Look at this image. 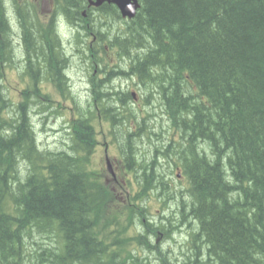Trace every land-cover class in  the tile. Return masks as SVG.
<instances>
[{
  "label": "trees",
  "instance_id": "trees-1",
  "mask_svg": "<svg viewBox=\"0 0 264 264\" xmlns=\"http://www.w3.org/2000/svg\"><path fill=\"white\" fill-rule=\"evenodd\" d=\"M58 2L68 22L90 36L82 17L86 1ZM139 3L129 21L106 6L104 14H112L123 28L113 35L101 22L94 31L99 44L107 41L130 61L127 76L159 88L170 127L180 134L179 141L161 139L155 153L180 161L189 181L188 201L181 200L178 207L180 220L175 225L168 220L167 231L163 221L147 218L143 199L157 187L166 190L164 174L158 177L142 165L145 179L139 191L122 200L87 170L97 144L94 120L103 116L110 121V134L119 144L115 127L129 112V97L117 99V107L94 98L72 121L67 150L54 153L39 148L31 119V103L44 105L41 90L34 88L32 95L25 91L16 114L9 117L0 83V264H150L136 255L137 248L156 250L162 258L150 238L159 239L166 231L165 237L172 238L188 225L187 218L198 229L190 234L192 255L185 264H264V0ZM21 23L30 68L40 71L45 63L58 74L56 84L64 92L68 83L59 78L60 63L67 61L60 41L47 39L42 27L33 33L25 17ZM11 50L0 0V68L12 62ZM132 140L129 135V152L121 149L130 166L137 165ZM135 226L143 232L128 235ZM36 234L50 242H34L32 254L28 242L36 241Z\"/></svg>",
  "mask_w": 264,
  "mask_h": 264
},
{
  "label": "rangeland",
  "instance_id": "rangeland-1",
  "mask_svg": "<svg viewBox=\"0 0 264 264\" xmlns=\"http://www.w3.org/2000/svg\"><path fill=\"white\" fill-rule=\"evenodd\" d=\"M52 4L53 2L50 4V6ZM8 8L13 11L12 13H14L16 6L9 3ZM101 14L102 11H96V13H94L93 15V19H95L98 26L102 22V27L104 30L108 29L114 35V33H117L119 29L123 28V23L114 20L112 14ZM64 20H61L60 33L63 32L62 38L64 42V50L70 59V86L66 87L65 90L71 91V97L70 99H68L58 95L57 89H55V87L51 83L43 82L40 83L39 86L41 87V90L43 92L49 93L52 101L47 104L45 102L46 99L43 97L39 100L44 105L31 103L30 106L31 119L39 148L42 151L46 150L54 153L67 150V148L71 144V122L76 118L77 114H79L78 108L80 114L82 113V111L85 112L90 107L91 101L89 99L87 90H85L87 88V85L85 84L86 77L81 74L83 73L84 68L81 71L77 68L78 66H82L88 63L83 54L84 48L83 46L81 48V46H79V43L74 38H72V30H70L65 25V22L63 23ZM102 27L100 28L102 29ZM16 46L17 55L19 58H21L23 48L17 44ZM79 48L81 49V52L83 51L82 53H77ZM102 57L105 59L104 64L102 65V68L105 72L103 74L99 71L97 76H105L106 72L108 70H111L112 68L118 69L119 67L117 66L112 67L115 65H121L122 67L120 66V69L123 71H126V69L130 67V61L122 58L119 59V56L117 59V57L114 55L113 61L111 60L110 54L103 53ZM118 61L119 64H117ZM23 72L24 67L22 65L17 69H8L7 72H5V79L3 81L5 89L4 91L6 97L13 104L12 107L8 109L7 116L9 117L14 115V112L16 114L15 105L25 99L26 96L22 95V92L24 90H29L30 92L28 94L30 95L33 94L31 93L33 82L31 81L29 76H26L25 74L23 75ZM121 76L122 77H118L114 80L122 81L123 86L128 85L131 79L128 77H124L125 75ZM141 87L145 88L143 85H141ZM148 88L151 92H154L155 88ZM113 89L117 91V89H115L114 87ZM149 89L142 91L143 94H139L141 96V99L137 101H134L133 99L130 101L128 100L125 109L129 110V112H124L122 123H118L119 125L115 127L117 140L120 141L119 145L117 143H112L115 141L114 137L110 135V132L108 131L109 127L104 126L102 123H95V128L97 130L96 139L98 140L99 145L94 147L95 150L90 155L89 162L87 164V170L89 172L96 173L98 178L102 177L104 180H107L108 183L113 185L115 190L119 192L122 200H129L131 198V195H136V193L139 191V187L137 186L135 181H131L130 183H132L133 185H129L130 183L128 184L126 180L121 178L118 182H115L108 174L105 156L106 146L104 144V136L108 135L107 143L109 145L107 147V152L110 160L114 162V165L117 167V171L119 173H123L124 175V173L126 172L129 173L126 170L127 165L125 164V160L121 152L122 148H127V137L128 132H130L126 125L128 121L127 118L136 116V118L134 119L138 121L141 126H145V131L150 130L156 134L162 128H164L165 131L162 132V138H159V140H157V137L154 135H152V138L149 139L148 135H146L144 131L139 132L137 130V133H139V137H133L132 142L134 146L132 151L133 155H136V162L140 164V166L137 165V169L139 172L137 178L139 182L145 179L143 175V169L141 167L142 165L143 167L147 166L148 171L150 170L151 172H155L158 177L164 174L167 180L166 190L161 191V189L157 187L156 189H158L159 191L149 192L148 196L143 199V204L147 208V218L158 224L163 221L167 225V231H169L171 229V226L169 225L168 220H171L172 224L175 225L176 221H178V219L180 220V208L178 207L179 205H182L181 200L188 201L186 193L187 189L189 188V181L184 175V171L182 169L180 161H177L176 159L166 160L161 156L159 158L155 157V153L159 151L157 148H159L161 145V139L164 138L166 140L165 141L163 139V143L170 142L171 140L179 141L180 134L169 127L170 123L167 116L164 114V109L161 106L160 99L157 97V100H154L148 97L149 95L147 94H149ZM193 91L195 92V90ZM148 100L149 104L147 102ZM31 102H33V100H31ZM105 103H109V106H118L117 99H111L109 100V102L105 101ZM119 107H122L120 103ZM154 114H157L159 116V118H157L159 121L161 120L159 124L154 118H152ZM207 152L209 154L208 150ZM153 162L156 163L152 164ZM149 167L152 168L150 169ZM171 169H173V173L171 172ZM178 173L181 174L180 178L177 177ZM91 177L93 178L94 176L92 175ZM124 177L125 179H127L126 176ZM121 182H123V184H121ZM128 188L130 189L131 193L127 191ZM171 197L174 198L171 199ZM165 202L167 203V206ZM187 222L189 226L186 224L182 225V229L180 231H174L172 234V238L170 239L165 237L167 231L165 232V234L160 235L159 239L154 236L150 238V241L153 244L158 245V248L163 255L162 258L160 257L158 251L148 250L144 246L137 248L136 255L144 260H147V262L150 264H185L187 258L192 255V250L189 246L190 234L192 230L196 231L198 229V225L195 222L191 221L189 218H187ZM137 226L132 228L129 231L128 235L135 236L138 231L143 232V228H138ZM36 235V241L28 242V248L32 251V254H34L37 250V246L34 244V242H38L39 244L50 242L47 240L46 236H42L39 234ZM51 241H54V238Z\"/></svg>",
  "mask_w": 264,
  "mask_h": 264
},
{
  "label": "flooded vegetation",
  "instance_id": "flooded-vegetation-1",
  "mask_svg": "<svg viewBox=\"0 0 264 264\" xmlns=\"http://www.w3.org/2000/svg\"><path fill=\"white\" fill-rule=\"evenodd\" d=\"M23 2H25L23 4ZM53 2V0H19V3H21V6L27 5V6H31V4H33L32 6H36V7H40L42 8V13L43 16L45 18V24H49V25H53L55 24L56 21H58V17L55 14V8H54V4H52L50 6V4ZM94 7H90L87 6V9L82 13L83 17L86 18L88 20V22H90V25H88V27H90V29L93 31L96 21L95 19H93V15H94ZM23 13H25V11L22 9L20 10ZM15 14L17 16L20 15L17 7L15 9ZM88 12H89V16L88 17ZM91 25L93 27H91ZM93 34V32H91V35ZM95 42H97V38H94ZM104 44V43H103ZM101 44V45H91V52H90V62L86 63L82 66H78L77 68L81 71L84 68L83 73H81L82 75H84L86 77V85L87 88L85 90H87L88 94H89V99L93 100L94 98H99L102 99L104 101L107 100H111V99H125L127 97H129L130 99H134V101H137L139 99H141V96L139 94H143L142 91L144 90H148V87H141V82L139 77H134L133 79H131L130 83L126 86H123V82L120 80H114L117 79L118 77H122L121 75H124L125 73H127V71H123L120 68L122 67L121 65H115L112 67H119L118 69L112 68L111 70H106V75L105 76H97L98 72L100 71L101 73L104 74V70L102 68V65L104 64V60L102 57V54H110L111 55V60L113 61V57L114 55L117 57L119 56L118 51L116 47H114V45H108V44ZM48 54L50 53V50L47 49ZM120 59V56H119ZM117 64H119V61L117 62ZM121 66V67H120ZM125 69V68H123ZM120 71V72H119ZM129 78V77H128ZM113 87L116 90L113 89ZM110 89V90H109ZM159 90L157 89V87H155L154 92H151L149 89V95L148 97L157 100V97L159 98ZM157 95V96H156ZM108 102V101H107ZM87 111V110H86ZM155 116V117H154ZM103 117V116H102ZM102 117H97L95 121H99V124H103L104 126L109 127V132L111 133V127L108 124L110 121L103 119ZM134 118H136V116L131 117L128 122H127V127L130 131H132V133H137L136 130L139 129L140 127V123L138 121H136ZM152 118H154L158 124L160 123V121L157 119L159 118V116L157 114H154L152 116ZM94 128H95V124H94ZM154 129V127H153ZM95 133H97L96 128L94 129ZM131 132L129 133L132 134ZM128 135V136H129ZM108 135H106V138L104 136L105 141L107 140ZM98 143V141H97ZM113 164V168L117 171V167ZM118 173V171H117ZM127 176L128 173H125ZM117 177H122L123 175H120L119 173L117 174Z\"/></svg>",
  "mask_w": 264,
  "mask_h": 264
},
{
  "label": "water",
  "instance_id": "water-1",
  "mask_svg": "<svg viewBox=\"0 0 264 264\" xmlns=\"http://www.w3.org/2000/svg\"><path fill=\"white\" fill-rule=\"evenodd\" d=\"M91 5L100 7L104 3H109L117 6L121 15L125 19H133L140 7L138 0H88Z\"/></svg>",
  "mask_w": 264,
  "mask_h": 264
},
{
  "label": "bare ground",
  "instance_id": "bare-ground-1",
  "mask_svg": "<svg viewBox=\"0 0 264 264\" xmlns=\"http://www.w3.org/2000/svg\"><path fill=\"white\" fill-rule=\"evenodd\" d=\"M148 53V52H147ZM137 75V74H136ZM155 117V116H154ZM185 118V117H184ZM178 130V129H177ZM190 204V203H189ZM188 209V208H187ZM190 224V223H189Z\"/></svg>",
  "mask_w": 264,
  "mask_h": 264
}]
</instances>
